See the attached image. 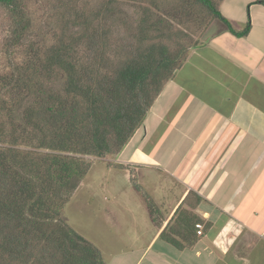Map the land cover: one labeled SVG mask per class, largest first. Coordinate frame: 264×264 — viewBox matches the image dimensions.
Returning <instances> with one entry per match:
<instances>
[{"label":"trees","instance_id":"1","mask_svg":"<svg viewBox=\"0 0 264 264\" xmlns=\"http://www.w3.org/2000/svg\"><path fill=\"white\" fill-rule=\"evenodd\" d=\"M59 1L38 0L39 13L32 0H0L10 25L0 53V264H105L62 218L70 197L95 162L131 170L108 159L196 46L194 31L218 21L245 34L221 16L222 0ZM58 10L66 24L52 28ZM192 197L159 235L178 250L200 222Z\"/></svg>","mask_w":264,"mask_h":264},{"label":"crops","instance_id":"2","mask_svg":"<svg viewBox=\"0 0 264 264\" xmlns=\"http://www.w3.org/2000/svg\"><path fill=\"white\" fill-rule=\"evenodd\" d=\"M258 1L220 2L221 16L245 34L211 24L205 44L188 53L113 160L131 170L96 163L109 183L99 212L115 236L114 250H98L105 264H264V5ZM192 194L200 197L191 212L201 233L194 226L193 241L178 250L159 235L180 208L190 211Z\"/></svg>","mask_w":264,"mask_h":264},{"label":"rangeland","instance_id":"3","mask_svg":"<svg viewBox=\"0 0 264 264\" xmlns=\"http://www.w3.org/2000/svg\"><path fill=\"white\" fill-rule=\"evenodd\" d=\"M52 1L54 2V4L57 5L62 4L59 0H52ZM89 1L93 3L91 6H89V9H93L96 8L95 4L99 3L101 0H89ZM32 2L33 4H35L34 9L39 13H42V10L40 8L41 5L37 4L38 0H32ZM125 8H126V14L129 15L131 21L133 23L136 22L139 12L137 7L132 4H129ZM62 14H64V12L62 13V11L60 12L58 10V13L56 15L57 18L49 19L48 22L50 27L52 28L60 27V25H62L63 22L64 23L66 22L65 15L62 16ZM7 20L8 18H7L6 10L0 7V53L4 45V41L9 35L8 28L10 25ZM201 21L203 22V20ZM211 24L212 23H209L203 32L202 30L201 32H198L199 30H196L194 31V35H191L193 43L196 45L195 47H193V49L205 44L204 37L206 36L207 30L211 26ZM38 31L42 33L43 28L40 27V30ZM116 157H110L108 160L113 162V160H115ZM97 168L99 167L96 164L93 165V167L90 169V171L91 170L92 171L89 177L86 179L87 187L84 188V186H82V188L80 189L77 188V191L74 192V194L70 197L67 205L65 206L62 212V218L65 220L67 225L73 231H75L78 235H80L85 240L90 242L97 250H99L100 252L101 251L106 252L107 250L108 251L114 250V245L112 241L114 239L113 237L115 236L112 231L113 229L109 227L110 224H108V216L105 213L106 217H102L103 213L99 212V206H101L102 209V206L106 203V200L108 199V196L103 193L107 188L104 185L109 183L107 182L106 179H103V176L99 173V171H97L98 170ZM112 184L121 185L119 181H114ZM128 192L129 193H124V194H130L132 197L138 200L139 197L132 195L131 191ZM89 194H93V196H95L94 199H92V201L91 199H89ZM94 202H98V203H94Z\"/></svg>","mask_w":264,"mask_h":264},{"label":"built area","instance_id":"4","mask_svg":"<svg viewBox=\"0 0 264 264\" xmlns=\"http://www.w3.org/2000/svg\"><path fill=\"white\" fill-rule=\"evenodd\" d=\"M195 228L197 229V233L200 235V233H201V225H199V224H196L195 225Z\"/></svg>","mask_w":264,"mask_h":264}]
</instances>
